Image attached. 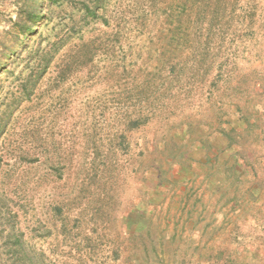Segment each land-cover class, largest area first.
<instances>
[{
    "label": "rangeland",
    "instance_id": "rangeland-1",
    "mask_svg": "<svg viewBox=\"0 0 264 264\" xmlns=\"http://www.w3.org/2000/svg\"><path fill=\"white\" fill-rule=\"evenodd\" d=\"M25 5L0 0V48ZM44 13L0 71L2 113L66 40L0 141V254L11 218L41 264H264V0Z\"/></svg>",
    "mask_w": 264,
    "mask_h": 264
},
{
    "label": "trees",
    "instance_id": "trees-1",
    "mask_svg": "<svg viewBox=\"0 0 264 264\" xmlns=\"http://www.w3.org/2000/svg\"><path fill=\"white\" fill-rule=\"evenodd\" d=\"M53 2V0H48ZM47 0H26V5L18 14L17 20L13 24L15 31L12 37L7 41L2 42L0 48V71L6 70V65L12 63L15 58H18L20 50L26 47V40L37 32L38 24L46 16L44 13ZM101 4L95 6L85 5V16L91 20L99 18V10ZM66 40L58 39L46 50H38L33 52L27 62L28 72L19 78L18 96L5 107L0 113V141L5 135L7 128L11 124L14 112L20 107L24 101H30L35 95V91L39 82L45 77L53 63L56 54L64 46ZM149 122L148 115H137L131 117L124 123L126 131L137 130ZM121 138H125L121 133ZM9 226V242L3 245L4 254H0V264H41L35 261V253L31 252L21 234L15 230L14 222L11 218L8 219ZM6 229L2 228V233ZM5 256L7 259H5ZM43 264V263H42Z\"/></svg>",
    "mask_w": 264,
    "mask_h": 264
}]
</instances>
